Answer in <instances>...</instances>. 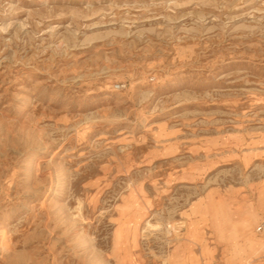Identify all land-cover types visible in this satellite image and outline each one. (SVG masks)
I'll list each match as a JSON object with an SVG mask.
<instances>
[{
  "label": "rangeland",
  "instance_id": "rangeland-1",
  "mask_svg": "<svg viewBox=\"0 0 264 264\" xmlns=\"http://www.w3.org/2000/svg\"><path fill=\"white\" fill-rule=\"evenodd\" d=\"M261 225L264 0H0V264H264Z\"/></svg>",
  "mask_w": 264,
  "mask_h": 264
},
{
  "label": "built area",
  "instance_id": "built-area-1",
  "mask_svg": "<svg viewBox=\"0 0 264 264\" xmlns=\"http://www.w3.org/2000/svg\"><path fill=\"white\" fill-rule=\"evenodd\" d=\"M125 87V84H118L117 85V88L118 89H122V88H124ZM260 231L262 230H264V226L263 225H261L259 228H258Z\"/></svg>",
  "mask_w": 264,
  "mask_h": 264
}]
</instances>
